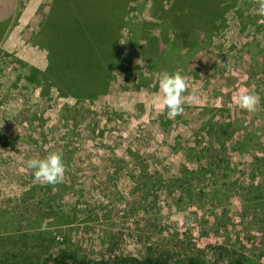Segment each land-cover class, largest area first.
I'll use <instances>...</instances> for the list:
<instances>
[{"label": "rangeland", "instance_id": "1", "mask_svg": "<svg viewBox=\"0 0 264 264\" xmlns=\"http://www.w3.org/2000/svg\"><path fill=\"white\" fill-rule=\"evenodd\" d=\"M56 4L57 0H21L5 41L11 46L8 51L0 49V135L23 142L13 145L14 151L0 147V208L8 210L12 218L10 212H21L20 199L34 187H44L46 202L53 195L52 205H73L76 217H71V223L43 222L54 238V242L48 240L53 255L69 241L94 261L144 259L155 250L176 260L198 257L207 264H231L237 251L264 264V210H248L245 198L235 191L222 193L212 213L197 204L199 201L177 203L179 195H169L164 183L157 182L148 197L143 196L141 185L145 174L168 180L189 168L195 171V185L222 189L220 179L216 185L211 174L200 171V165L205 168L214 151L222 148L218 134L206 139L197 135L211 120L233 125L224 135L223 146L233 178L246 184L247 175L258 174L251 161L257 154L264 156V65L262 57L252 56L242 41L246 32L241 30L237 8L241 5L246 10L249 28L262 26L257 40L264 48L260 0H239L236 9L227 10V26L209 45H205L203 31L194 32L198 47L176 69L187 81L183 112L171 119L166 106L157 102V97L163 98L161 75H156L158 81L152 86L136 87L126 83L124 73L117 72L104 91L82 101L61 94L57 83L47 89L27 82L24 76L36 66L33 63L41 61L42 71L51 63L46 51L34 45L47 38L44 25ZM130 6L135 9V22L159 24L153 0H133ZM159 32L156 27L155 33ZM118 38L131 70L136 75L148 73L151 61L144 56L145 41H140V47L135 45L129 29ZM52 70L47 71L57 78V69ZM246 92L260 97L254 111L240 108L233 100ZM74 111L78 124L65 123L64 115L72 117ZM94 123L99 130L104 127V132L93 133ZM238 143L244 144L242 151L234 148ZM203 147L209 150L201 152ZM53 151L62 154L65 166L62 181L54 185L37 181L27 167L29 159H42ZM41 197L42 193L30 200L31 207H22L24 215L34 218L33 203ZM144 197L156 203L146 214L145 208L136 209ZM192 197L196 199L194 193ZM17 218L22 221L23 216ZM16 226L10 224L4 230L0 225V235L14 232ZM192 235L195 239L189 242ZM110 237L115 239L112 247L107 244Z\"/></svg>", "mask_w": 264, "mask_h": 264}, {"label": "trees", "instance_id": "2", "mask_svg": "<svg viewBox=\"0 0 264 264\" xmlns=\"http://www.w3.org/2000/svg\"><path fill=\"white\" fill-rule=\"evenodd\" d=\"M16 1L0 0V24L3 25V29H0V41L8 27ZM131 1L133 0H57L53 8L55 10L57 6V12L53 10L44 25L48 39L40 40V38L35 41L39 46L34 45L46 51L51 63L57 61L54 66L50 63L48 68L57 69L55 72L57 78L53 77L55 75L48 72V69L41 71L36 66L30 67L24 78L35 88L49 89L57 83L61 94L73 95L77 101L94 98L99 91H104L115 79L114 75L117 72L124 73L128 85L152 86L158 81L156 75H161L165 71L176 72L178 62L194 53L196 46L198 47L194 36L197 29L205 33L207 41L205 45H209L228 24L225 12L240 5L239 0H153L154 10L160 19L159 24H156L150 21L135 22L132 16V11L135 9L130 6ZM9 3H13L12 10ZM167 3L170 7L166 6ZM239 7L237 14L241 20V30L246 32L242 41L250 48L252 56L262 57L261 62L264 65V48L257 40V33L262 26L249 28L246 10L241 5ZM155 26L160 30L159 34L155 33ZM124 29L130 30L135 45L140 47V41H145L144 56L151 61L148 73L141 72L136 75V71L131 70L127 58H124V49L118 38L119 33ZM54 56H57V59H54ZM68 74L71 76L68 77ZM262 81L264 83V78ZM76 114L74 111L72 117L64 115L63 121L67 124L73 121L77 125ZM96 126L94 123L93 133L104 132V127L99 130ZM229 128H233L231 122L220 123L219 120H211L197 134H203L202 139L216 134L219 135L220 140L223 139L221 150L214 151L212 158H209V164L205 168H201L200 165V171H204L205 175L211 174L210 177L218 181L216 185L219 179L221 180L222 189L210 190L201 184L195 185L192 178L195 171L188 168L182 176L168 180L145 174V180L141 182L144 189L143 196L148 197L152 194L151 189L157 187L159 182L168 185L166 187L169 195H179L177 203L193 205L192 203L199 201L197 204L208 208L212 213L221 194L234 191L245 198L248 210H264V156L257 154L252 158L251 162L255 165L258 174L247 175L249 182L243 184L241 179L233 178V169L228 166V151L223 148L226 145L224 135ZM0 142L3 147L9 145L4 135H0ZM234 148L242 151L244 144L238 143ZM200 150L203 152L209 149L203 147ZM208 167H211V170ZM43 189L44 187H34L28 194L26 193L18 204L21 212L14 214L10 212L12 218L7 215L8 210L0 208L1 227L6 230L5 228L10 224L17 225L15 228L17 230L14 232L0 235V264H207L198 257L186 261L176 260L169 253L156 254L155 250L144 259L117 257L113 261H94L69 241L63 242L64 248L53 255L50 252L49 241L54 242V238L51 237V232H48L49 227L44 223L50 224L47 221H54L59 224L62 220L65 224L71 223L75 209L73 205H52L53 195L49 198V203L46 202ZM41 193L40 200L33 203L36 210L34 218L24 215L22 207H31L29 201L36 200ZM192 193L196 195L195 200L192 199ZM145 197L141 199V206L136 209L143 207L146 209V214L150 213L149 208L156 203L148 202ZM54 199H57V195ZM18 215L23 216L22 221L17 218ZM190 238L189 242L194 240L195 236L192 235ZM114 240L110 237L107 244L112 247L115 244ZM235 254L237 259L231 264H263L259 259L252 258L244 252L236 251Z\"/></svg>", "mask_w": 264, "mask_h": 264}, {"label": "clouds", "instance_id": "3", "mask_svg": "<svg viewBox=\"0 0 264 264\" xmlns=\"http://www.w3.org/2000/svg\"><path fill=\"white\" fill-rule=\"evenodd\" d=\"M260 12L264 13V0H260ZM187 87V81L179 72L162 73L159 80V92L162 100L157 102L167 108V117L174 118L183 112L182 94ZM193 100L195 97L193 96ZM234 102L242 109L254 111L260 103L259 95L251 92L241 93L233 97ZM27 167L33 170L34 178L46 184H57L62 181L65 166L62 154L57 151L49 152L44 158H32L27 161Z\"/></svg>", "mask_w": 264, "mask_h": 264}, {"label": "crops", "instance_id": "4", "mask_svg": "<svg viewBox=\"0 0 264 264\" xmlns=\"http://www.w3.org/2000/svg\"><path fill=\"white\" fill-rule=\"evenodd\" d=\"M11 1H14V0H11ZM20 1L21 0H17L16 2V6H15V9H14V11L12 12V14L10 15V21H9V24H8V27L6 28V31H5V33H4V36H3V38H2V40L0 41V49H4L5 51H8L7 50V47H10L11 46V44H6V37H7V34H9L10 33V28H11V26L14 24V18H15V15H16V12L17 11H19V9H18V4H19V6H20ZM9 5H11L10 6V10H12V5H13V3H9ZM7 14H10V13H8L7 12ZM4 22V21H3ZM0 29H3V25H1L0 24ZM34 53H32V55H33ZM39 59V58H38ZM34 65H36V67L38 68V69H40L39 68V66H38V64L39 65H42V62L41 61H37L36 63H33ZM42 71V70H41ZM45 94V93H44ZM7 141L9 142V145H6L5 147H3L2 146V144H1V142H0V147L1 148H3V149H10V150H16L15 148H14V146L13 145H16V144H18V145H22V143L23 142H21V140L20 139H17V138H15V139H10V138H7Z\"/></svg>", "mask_w": 264, "mask_h": 264}]
</instances>
